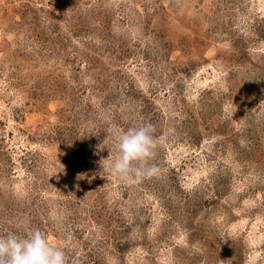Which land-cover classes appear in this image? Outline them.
<instances>
[{"label":"rangeland","instance_id":"obj_1","mask_svg":"<svg viewBox=\"0 0 264 264\" xmlns=\"http://www.w3.org/2000/svg\"><path fill=\"white\" fill-rule=\"evenodd\" d=\"M148 122L159 173L111 175ZM34 229L69 264H264V0H0V236Z\"/></svg>","mask_w":264,"mask_h":264},{"label":"clouds","instance_id":"obj_2","mask_svg":"<svg viewBox=\"0 0 264 264\" xmlns=\"http://www.w3.org/2000/svg\"><path fill=\"white\" fill-rule=\"evenodd\" d=\"M155 132L150 122L119 132L118 156L109 162L106 171L132 184L157 175L160 169L150 161L155 159L162 138ZM0 264H69V258L64 249L53 246L40 230L34 229L27 238L15 233L0 236Z\"/></svg>","mask_w":264,"mask_h":264}]
</instances>
